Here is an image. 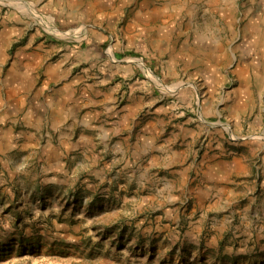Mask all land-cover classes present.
Masks as SVG:
<instances>
[{"label": "rangeland", "instance_id": "374dc122", "mask_svg": "<svg viewBox=\"0 0 264 264\" xmlns=\"http://www.w3.org/2000/svg\"><path fill=\"white\" fill-rule=\"evenodd\" d=\"M0 264H264V0H0Z\"/></svg>", "mask_w": 264, "mask_h": 264}, {"label": "crops", "instance_id": "0c3cea01", "mask_svg": "<svg viewBox=\"0 0 264 264\" xmlns=\"http://www.w3.org/2000/svg\"><path fill=\"white\" fill-rule=\"evenodd\" d=\"M59 97H60V96H59ZM63 99H64V97H63ZM59 104H60V105H64V104H65V100H62V98H60V99H59ZM59 110H60V109H59ZM61 111H62V109H61ZM61 111H60V112H61ZM64 113H65V112H64ZM65 115H67V112L65 113ZM215 163L220 165L221 163H223V161H216Z\"/></svg>", "mask_w": 264, "mask_h": 264}, {"label": "bare ground", "instance_id": "6f19581e", "mask_svg": "<svg viewBox=\"0 0 264 264\" xmlns=\"http://www.w3.org/2000/svg\"><path fill=\"white\" fill-rule=\"evenodd\" d=\"M14 1V0H13Z\"/></svg>", "mask_w": 264, "mask_h": 264}]
</instances>
